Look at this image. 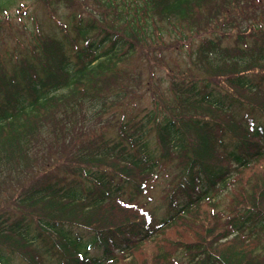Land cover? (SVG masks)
<instances>
[{
    "label": "trees",
    "instance_id": "obj_1",
    "mask_svg": "<svg viewBox=\"0 0 264 264\" xmlns=\"http://www.w3.org/2000/svg\"><path fill=\"white\" fill-rule=\"evenodd\" d=\"M95 2L0 58V264H264V0Z\"/></svg>",
    "mask_w": 264,
    "mask_h": 264
},
{
    "label": "rangeland",
    "instance_id": "obj_2",
    "mask_svg": "<svg viewBox=\"0 0 264 264\" xmlns=\"http://www.w3.org/2000/svg\"><path fill=\"white\" fill-rule=\"evenodd\" d=\"M2 7H0V58L7 60L8 55L23 51V47L31 41V36L34 33L42 34L44 36L60 37L64 25H69L70 19L68 16L73 14L74 17L81 15L88 16L89 9L96 8L95 0H73L71 1V9L58 5L57 7L48 2L53 0H0ZM54 8V9H53ZM62 24L63 27H62ZM66 31L71 32L66 29ZM188 61L184 62V68L187 67ZM176 63H181V58L173 52L166 51L164 64L170 69H176ZM125 69H129V72L138 71L144 76L147 73V65L144 59L139 57H133L123 64ZM175 67V68H174ZM154 72L156 76H164L165 72L161 68H155ZM156 77V78H157ZM157 81L154 79V82ZM161 89L165 92L167 88L165 85H161ZM169 97L164 95L163 98ZM144 105L149 102L147 97L143 98ZM150 107V106H148ZM263 121L262 118L258 119ZM166 175H162L154 188L149 191L146 196L138 197L135 200L138 204H142L145 208L152 211L155 219H159L164 213V200H163V188L165 184ZM231 196V189L228 188L222 192L221 204L227 203ZM178 229L173 228V233ZM152 244L148 243L147 246ZM17 260V259H16ZM18 261V260H17ZM14 261L13 263H15ZM19 262V261H18Z\"/></svg>",
    "mask_w": 264,
    "mask_h": 264
}]
</instances>
